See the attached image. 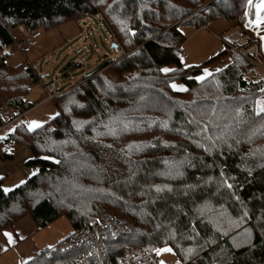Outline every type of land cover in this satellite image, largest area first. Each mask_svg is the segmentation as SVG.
<instances>
[{
	"label": "trees",
	"instance_id": "trees-1",
	"mask_svg": "<svg viewBox=\"0 0 264 264\" xmlns=\"http://www.w3.org/2000/svg\"><path fill=\"white\" fill-rule=\"evenodd\" d=\"M206 1L0 0V128L10 109H30L25 97L42 81L29 62L7 63L20 26L28 35L97 16L119 53L58 96L51 121L0 137V161L23 145L38 167L9 192L0 179V233L28 215L39 228L64 215L75 229L64 243L113 215L128 231L107 238L113 245L170 247L180 264H264V113L255 108L264 81L226 46L200 65L182 62L185 28L240 27L248 0H213L196 13ZM176 81L186 89L175 91ZM53 250L27 264H68L81 253Z\"/></svg>",
	"mask_w": 264,
	"mask_h": 264
},
{
	"label": "rangeland",
	"instance_id": "rangeland-1",
	"mask_svg": "<svg viewBox=\"0 0 264 264\" xmlns=\"http://www.w3.org/2000/svg\"><path fill=\"white\" fill-rule=\"evenodd\" d=\"M212 2L213 0H207L205 5H198L196 13L204 10ZM258 2L259 0H252L253 8L255 9L254 12H251L253 15H257L258 13V8H255ZM248 4L249 2H247L246 10L249 9ZM260 14L261 12L259 10V15ZM233 23V28H231L227 34L241 29V26L238 27V21H234ZM20 27L23 28L22 26ZM20 27L14 32V36L20 41V46H17L18 50H16L15 53L8 56L7 63L14 66L26 61L35 65V69L44 83L41 85L39 81V83L30 89L28 97L31 103L40 102L35 105L25 102V104L30 105V109H23L25 116L14 123H10L13 119L8 113L7 121L0 128V137L3 138L10 132H13L19 124L25 123L27 125L28 123L29 125L27 126L29 127L33 122L43 125L51 121L58 114L56 107V98L58 96L70 91L71 87L79 86L76 83L83 77L88 76L95 69L103 67L119 56V53L113 49V44L115 42L112 39L110 30L97 16L89 17L80 23L69 22L51 31L39 30L41 32V37L38 39V45L33 48L22 49V42L27 38V34L21 32ZM214 32L215 31L206 27L201 29H194L192 27L185 28L187 39L183 44L182 50V53L186 55V57L182 58L184 67L200 65L207 61L208 58L210 59V57H214L224 51L225 45L221 40L222 36L218 38V34L216 35ZM4 51L5 50H0V54ZM225 64L224 61H221L206 67L205 69H207L210 74H206L204 69V72L198 77V80H202L201 77H203V79L209 77L213 73L224 68ZM257 68L253 66L256 73L251 76V79L254 81H264V68ZM51 80L56 82L59 89H56L55 94L57 97L54 100H47L48 93H46V84ZM172 85H176L175 88H172L178 92H182L186 89L184 84L179 81L174 82ZM255 108H264V103H258ZM9 112L13 114L12 109H10ZM5 115L6 113L4 116ZM24 119L25 121H23ZM7 123H10L9 126L3 128ZM2 163H4L2 165L3 172L9 173L5 176V189H14L16 185L22 182L24 177L26 180L31 175L28 169L29 167L27 168L23 165L18 154L14 161L8 160L5 162L2 161ZM14 179L16 180L15 182ZM74 230L72 223L66 216L62 215L47 226L36 231V236L33 237V239L38 241L41 250L44 248H54L52 252L55 256H58L59 252L55 247L72 235ZM120 247H122V245H120ZM163 249L171 248L164 247L156 250L152 254L159 257L160 264H180L179 258L172 249L171 251H161ZM40 255L41 254L36 256V258ZM44 257L48 259L49 255L46 254Z\"/></svg>",
	"mask_w": 264,
	"mask_h": 264
},
{
	"label": "built area",
	"instance_id": "built-area-1",
	"mask_svg": "<svg viewBox=\"0 0 264 264\" xmlns=\"http://www.w3.org/2000/svg\"><path fill=\"white\" fill-rule=\"evenodd\" d=\"M259 3L260 0L257 5ZM248 8L245 12V21L241 29L222 36L221 40L227 48L233 50L250 65L255 68H264V39H262L264 37V22L256 23L257 15H253L249 11L250 8L251 12L255 11L252 3L248 4ZM260 12V17L264 20V10H260ZM20 31L25 32L21 27ZM40 37V31H31L27 35V38L23 40L22 44L27 48H33L38 45V39ZM33 66L35 68V65ZM58 87L54 80L48 81L46 84V93H48L47 100H54L57 97L55 92L56 89H59ZM12 111L13 114L10 113V116H12L13 121L10 123H14L25 116L22 107H16ZM9 124L7 123L3 128L9 126ZM27 125L29 124L27 123ZM47 130L48 132L57 130L56 124L49 126ZM127 233V229L120 225L113 215H106L93 222L83 232L67 239L64 243H60L58 250H81V253L71 259L68 264H160L158 256L152 255L141 246L136 247L131 244L123 245V247L117 245L120 251L124 252V256L121 260L114 261L112 258L114 248L106 246V243H112L107 238L112 237L114 240L120 239L126 236ZM52 256V254L49 255V257Z\"/></svg>",
	"mask_w": 264,
	"mask_h": 264
},
{
	"label": "crops",
	"instance_id": "crops-1",
	"mask_svg": "<svg viewBox=\"0 0 264 264\" xmlns=\"http://www.w3.org/2000/svg\"><path fill=\"white\" fill-rule=\"evenodd\" d=\"M233 26H234L233 22L217 20L205 27L215 31L214 33L216 35L218 34V38H220L221 36L226 35L230 31V29L233 28ZM228 62L229 59H226V61H224V63H228ZM43 83L44 82L42 80L40 84L43 85ZM25 102L35 105L40 101L36 103H31L30 98L27 95L25 97ZM8 152L9 154L12 155V160L10 161H14L16 159V155L18 154V157L22 161L23 165H25L27 168L29 167L28 169L30 170V174H31L30 177L37 174L38 167L27 165V162L31 161L34 158V155L29 148L23 145H10L8 146ZM3 164L4 163L0 161V179L3 180L2 187L5 191V184H6L5 176H7L9 173L7 172L4 173L5 171L3 172L2 169ZM24 180L25 177L22 179L23 183L27 179L25 181ZM15 181L16 180L14 179V182ZM22 182L16 185V187L21 185ZM39 229L41 228H39L36 222L33 220V218L28 215L22 218L14 226L1 232L0 233V264H27L32 260H34L36 256L41 254L44 250L50 249V248H44L43 250H41L38 241L36 239L35 240L33 239V237L36 236L35 232L38 231ZM5 233L11 234V240L13 242L11 243L9 242V238L8 236L5 235Z\"/></svg>",
	"mask_w": 264,
	"mask_h": 264
},
{
	"label": "snow or ice",
	"instance_id": "snow-or-ice-1",
	"mask_svg": "<svg viewBox=\"0 0 264 264\" xmlns=\"http://www.w3.org/2000/svg\"><path fill=\"white\" fill-rule=\"evenodd\" d=\"M248 2H249V4H251V3H252V0H248ZM257 8H258V13H257V21H256V23H262V22H264V20L261 19L260 15H259V10H264V0H260V3L257 5ZM262 39H264V37H262ZM163 71L167 72V71H170V70H169V69H163ZM205 73H206V74H210V73H208V70H207V69H205ZM201 79H203V77H201ZM172 87L175 88L176 85H172ZM260 111H261L262 113H264V108H261ZM40 126H41V125H40L39 123L33 122V123L29 126V130L31 131V130H33L34 128H38V127H40ZM22 183H23V182H22ZM5 191H11V190H10V189H5ZM5 235L8 236V238H9V242H10V243L13 242V241L11 240V234H9V233H5ZM161 251H171V249H163V250H161Z\"/></svg>",
	"mask_w": 264,
	"mask_h": 264
},
{
	"label": "bare ground",
	"instance_id": "bare-ground-1",
	"mask_svg": "<svg viewBox=\"0 0 264 264\" xmlns=\"http://www.w3.org/2000/svg\"><path fill=\"white\" fill-rule=\"evenodd\" d=\"M224 43V42H223ZM106 246H109L110 248H114L113 249V253H112V258L114 259V261H118V260H121V258L124 256V252L120 251L119 247L116 245H113L111 243H106ZM116 246V247H114ZM135 246V245H133ZM137 247V246H136ZM117 249V250H115ZM88 250V249H87ZM71 252V251H70ZM129 252V250H128ZM84 254V252H83Z\"/></svg>",
	"mask_w": 264,
	"mask_h": 264
},
{
	"label": "water",
	"instance_id": "water-1",
	"mask_svg": "<svg viewBox=\"0 0 264 264\" xmlns=\"http://www.w3.org/2000/svg\"><path fill=\"white\" fill-rule=\"evenodd\" d=\"M113 47H114L115 49H117L118 46H117L116 44H113Z\"/></svg>",
	"mask_w": 264,
	"mask_h": 264
}]
</instances>
